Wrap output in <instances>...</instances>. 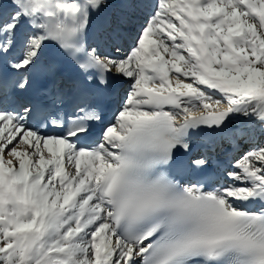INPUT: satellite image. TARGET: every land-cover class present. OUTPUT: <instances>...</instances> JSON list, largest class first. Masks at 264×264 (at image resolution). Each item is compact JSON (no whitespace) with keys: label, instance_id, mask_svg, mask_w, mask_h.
I'll list each match as a JSON object with an SVG mask.
<instances>
[{"label":"snow or ice","instance_id":"obj_1","mask_svg":"<svg viewBox=\"0 0 264 264\" xmlns=\"http://www.w3.org/2000/svg\"><path fill=\"white\" fill-rule=\"evenodd\" d=\"M0 264H264V0H0Z\"/></svg>","mask_w":264,"mask_h":264},{"label":"bare ground","instance_id":"obj_2","mask_svg":"<svg viewBox=\"0 0 264 264\" xmlns=\"http://www.w3.org/2000/svg\"><path fill=\"white\" fill-rule=\"evenodd\" d=\"M200 150V147L198 148V151Z\"/></svg>","mask_w":264,"mask_h":264}]
</instances>
